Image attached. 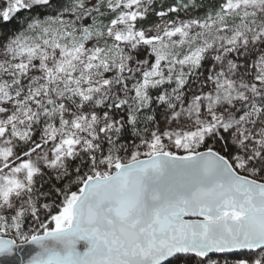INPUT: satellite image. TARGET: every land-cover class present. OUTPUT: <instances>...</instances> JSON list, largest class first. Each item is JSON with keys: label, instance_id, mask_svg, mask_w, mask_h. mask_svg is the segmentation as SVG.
<instances>
[{"label": "snow or ice", "instance_id": "1", "mask_svg": "<svg viewBox=\"0 0 264 264\" xmlns=\"http://www.w3.org/2000/svg\"><path fill=\"white\" fill-rule=\"evenodd\" d=\"M0 264H264V0H0Z\"/></svg>", "mask_w": 264, "mask_h": 264}]
</instances>
